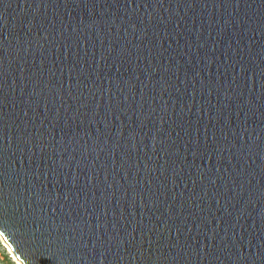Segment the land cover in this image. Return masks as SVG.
Segmentation results:
<instances>
[{
	"label": "water",
	"instance_id": "95a60500",
	"mask_svg": "<svg viewBox=\"0 0 264 264\" xmlns=\"http://www.w3.org/2000/svg\"><path fill=\"white\" fill-rule=\"evenodd\" d=\"M0 234L22 264H264V0H0Z\"/></svg>",
	"mask_w": 264,
	"mask_h": 264
},
{
	"label": "rangeland",
	"instance_id": "374dc122",
	"mask_svg": "<svg viewBox=\"0 0 264 264\" xmlns=\"http://www.w3.org/2000/svg\"><path fill=\"white\" fill-rule=\"evenodd\" d=\"M0 264H22L0 234Z\"/></svg>",
	"mask_w": 264,
	"mask_h": 264
},
{
	"label": "bare ground",
	"instance_id": "6f19581e",
	"mask_svg": "<svg viewBox=\"0 0 264 264\" xmlns=\"http://www.w3.org/2000/svg\"><path fill=\"white\" fill-rule=\"evenodd\" d=\"M12 250V249H11Z\"/></svg>",
	"mask_w": 264,
	"mask_h": 264
}]
</instances>
